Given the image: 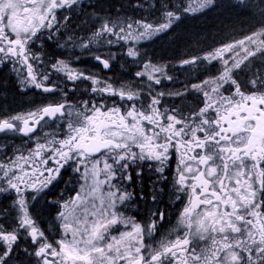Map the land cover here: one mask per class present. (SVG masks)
Returning <instances> with one entry per match:
<instances>
[{
    "label": "snow or ice",
    "instance_id": "6c2138e0",
    "mask_svg": "<svg viewBox=\"0 0 264 264\" xmlns=\"http://www.w3.org/2000/svg\"><path fill=\"white\" fill-rule=\"evenodd\" d=\"M218 8L247 32L150 53ZM13 91L37 99L0 112V264H264V0H0Z\"/></svg>",
    "mask_w": 264,
    "mask_h": 264
},
{
    "label": "trees",
    "instance_id": "16d2710c",
    "mask_svg": "<svg viewBox=\"0 0 264 264\" xmlns=\"http://www.w3.org/2000/svg\"><path fill=\"white\" fill-rule=\"evenodd\" d=\"M186 25L187 30L179 32L180 35L185 36L186 42L181 43L179 46L173 45L171 47L167 44L159 45L155 50L158 53L171 54L173 52L181 53L195 48H203L209 43L219 41L226 34L237 31L240 27H247L249 18L240 14L239 11L218 8L215 11L200 15L198 18H189L186 21Z\"/></svg>",
    "mask_w": 264,
    "mask_h": 264
},
{
    "label": "flooded vegetation",
    "instance_id": "af4514ba",
    "mask_svg": "<svg viewBox=\"0 0 264 264\" xmlns=\"http://www.w3.org/2000/svg\"><path fill=\"white\" fill-rule=\"evenodd\" d=\"M235 11L240 12V10H235ZM247 18H249V17H247ZM248 26L249 25H247V27H244V28L246 30H248ZM234 32L236 33V31L230 32L229 34H226L219 41H216V43L215 42L209 43V44H207V46H205L203 48H199V49H205L206 50L209 47L217 46L221 42H227V41H229L230 38L232 39V37L235 34ZM156 47H159V45ZM156 47H154L153 49H149V51H150V53L152 51H154L158 58L159 57L173 58V57H182V56H188V55L201 54L199 52L198 48L192 49L191 51L187 50V51L181 52V53H176V52H173L171 54H167L164 52L158 53L155 50ZM196 49H197V51H196ZM194 51H196V52H194ZM87 67L91 68L92 64L89 63L87 65ZM0 97H6V99L0 100V112H3V113L25 112V111L29 110L30 107L32 106L30 102L34 99H37V97L34 96L31 92H29L28 95H20L15 91L10 92V93H0ZM17 142H19V140H17ZM61 187H63V185ZM149 207H152V206L149 205ZM159 207L166 212V217H165L164 222L160 225V232L158 233V237L160 234H164L167 231H169L175 225L176 215H177V211H178L179 206H172L171 201L166 200V203L159 205ZM132 212L136 213L138 220H143V219L147 218V212H146L145 206L143 204H141L139 209H133ZM130 214H132V213H130Z\"/></svg>",
    "mask_w": 264,
    "mask_h": 264
},
{
    "label": "rangeland",
    "instance_id": "374dc122",
    "mask_svg": "<svg viewBox=\"0 0 264 264\" xmlns=\"http://www.w3.org/2000/svg\"><path fill=\"white\" fill-rule=\"evenodd\" d=\"M221 2H227V0H221ZM244 29H245V28L240 27V28L236 31V33L234 34L233 38H240L241 35H242L243 33L247 32V30H244ZM235 35H236V36H235ZM233 38H232V39H233ZM229 40H231V38H230Z\"/></svg>",
    "mask_w": 264,
    "mask_h": 264
},
{
    "label": "bare ground",
    "instance_id": "6f19581e",
    "mask_svg": "<svg viewBox=\"0 0 264 264\" xmlns=\"http://www.w3.org/2000/svg\"><path fill=\"white\" fill-rule=\"evenodd\" d=\"M218 28V27H217ZM213 30V29H212ZM246 30V29H245ZM212 33V32H211ZM235 33V32H234ZM233 36V35H232ZM236 36V35H235ZM233 38V37H232ZM229 39V38H228ZM216 43V42H215ZM212 46V45H211ZM199 49V48H198ZM196 51H197V49H196ZM196 51H194V52H196ZM168 57V56H167Z\"/></svg>",
    "mask_w": 264,
    "mask_h": 264
}]
</instances>
